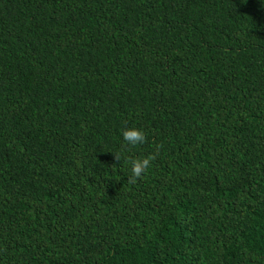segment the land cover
<instances>
[{
  "label": "trees",
  "instance_id": "obj_1",
  "mask_svg": "<svg viewBox=\"0 0 264 264\" xmlns=\"http://www.w3.org/2000/svg\"><path fill=\"white\" fill-rule=\"evenodd\" d=\"M0 264H264V0H0Z\"/></svg>",
  "mask_w": 264,
  "mask_h": 264
}]
</instances>
